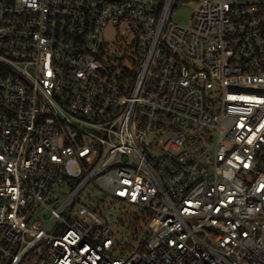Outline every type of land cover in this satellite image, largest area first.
I'll use <instances>...</instances> for the list:
<instances>
[{"label": "built area", "instance_id": "2783aa9c", "mask_svg": "<svg viewBox=\"0 0 264 264\" xmlns=\"http://www.w3.org/2000/svg\"><path fill=\"white\" fill-rule=\"evenodd\" d=\"M177 1L0 0V264H264V0Z\"/></svg>", "mask_w": 264, "mask_h": 264}, {"label": "rangeland", "instance_id": "374dc122", "mask_svg": "<svg viewBox=\"0 0 264 264\" xmlns=\"http://www.w3.org/2000/svg\"><path fill=\"white\" fill-rule=\"evenodd\" d=\"M196 7L195 0H179L177 1L174 10L170 16V22L181 26H189L190 18L193 10ZM116 32L110 28L108 30L107 40L111 41L115 38Z\"/></svg>", "mask_w": 264, "mask_h": 264}]
</instances>
